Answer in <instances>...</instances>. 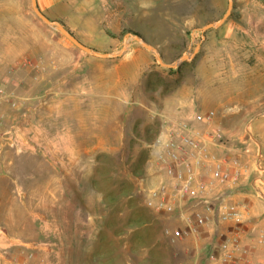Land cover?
Returning a JSON list of instances; mask_svg holds the SVG:
<instances>
[{
  "label": "rangeland",
  "instance_id": "374dc122",
  "mask_svg": "<svg viewBox=\"0 0 264 264\" xmlns=\"http://www.w3.org/2000/svg\"><path fill=\"white\" fill-rule=\"evenodd\" d=\"M42 3L49 19L99 52H118L132 32L172 63L204 39L174 68L136 41L118 57L99 58L43 22L31 0H0V41L15 50L0 73V87L14 92L0 94L2 231L19 219L22 245L52 244L67 264H208L212 245L237 229L251 263L264 264V0H233L223 24L205 32L227 0ZM56 62L68 64L51 82ZM56 83L65 87L58 110L68 114H57L51 99ZM66 84L74 85L68 93ZM209 109L229 153L250 168L236 189L247 194L239 200L242 223H210L197 236L174 238L178 215L143 204L161 175L155 144L167 122Z\"/></svg>",
  "mask_w": 264,
  "mask_h": 264
},
{
  "label": "built area",
  "instance_id": "2783aa9c",
  "mask_svg": "<svg viewBox=\"0 0 264 264\" xmlns=\"http://www.w3.org/2000/svg\"><path fill=\"white\" fill-rule=\"evenodd\" d=\"M0 94L11 98L14 92L6 93L0 87ZM214 117V110L209 109L171 120L155 144L154 160L161 175L147 189L143 204L157 213L178 215V225L171 231L174 238L197 236L210 223H242L245 206L230 199L229 189L240 178L248 177L250 168L244 161L213 150L224 144L223 132L214 124ZM258 170L264 168L259 166ZM238 233L235 229L212 245L207 253L208 264H252L250 247L241 244Z\"/></svg>",
  "mask_w": 264,
  "mask_h": 264
},
{
  "label": "crops",
  "instance_id": "0c3cea01",
  "mask_svg": "<svg viewBox=\"0 0 264 264\" xmlns=\"http://www.w3.org/2000/svg\"><path fill=\"white\" fill-rule=\"evenodd\" d=\"M37 5L39 9L45 13V15L50 17V14L47 11V7H48L47 4H43L42 0H37ZM12 51H15V50H12L11 46L9 45V42L7 40L2 39L0 41V73L4 72V70L7 69L10 66V64L15 61L11 56ZM21 51H24L26 55V52H27L26 49H21ZM56 64H57L56 67L51 69L53 70L51 72V77L49 78L51 79L50 80L51 82L57 79L59 75L63 74L61 70L64 68H67L66 65L68 63L67 62L66 63L56 62ZM17 68H20V67L17 66ZM44 79L46 80L45 77ZM67 80H69V77H67ZM36 83L37 82H34L32 84H36ZM11 84L12 83H6V85H11ZM43 84H46V83H43ZM56 84L57 86L54 91V96H52L51 99L53 102H57V114H63V113L66 114L68 112V107L64 111L58 110V105H61L62 108L64 106L62 104L63 99H62L61 93L65 92V87H63L62 85L58 86V83ZM40 85L42 86V84ZM71 87L74 88V85L73 84H70L69 86L67 85L66 93L69 92V89H71ZM102 96H104V94H102ZM213 150L218 154H227V155L232 156V154L229 153L231 149L226 147V145L224 144L213 147ZM52 174L54 175V179H56L55 176L57 175V170L55 169V171ZM247 179H248L247 176L242 177L236 183H234L233 186H230L231 188L229 190L231 191V195H230L231 200L239 202L241 198L247 196V194L236 190L237 185H240L243 182H246ZM49 194L53 196L56 195L52 192H50ZM20 224L21 222L19 221V219L18 221H15V222L9 221L7 223L4 222L2 224L1 227L3 228V231H4V237L2 239L3 244H1L2 248L0 249V264H61V262H65L67 260V255L61 252L59 253L58 249L54 247L52 244H49V245L37 244L36 247H31L28 244H23V245H28L26 247L23 246L22 242H20V239L26 240V241L27 239H24L23 237L16 235L17 233L15 231L16 227L19 226ZM65 264L67 263L65 262Z\"/></svg>",
  "mask_w": 264,
  "mask_h": 264
},
{
  "label": "water",
  "instance_id": "95a60500",
  "mask_svg": "<svg viewBox=\"0 0 264 264\" xmlns=\"http://www.w3.org/2000/svg\"><path fill=\"white\" fill-rule=\"evenodd\" d=\"M31 7L34 11V13L46 24H48L49 26L54 27L55 29H57L58 31H60L68 40H70L77 48H79L80 50L84 51L85 53L95 56V57H99V58H114V57H118L120 55H122L126 49L129 47V45L136 41L139 42L142 46H144L145 48H147L149 51H151L152 53L155 54L157 61L159 62V64H161L162 66L166 67V68H174L175 66H177L180 62H183L185 60H191L193 58V56L197 53L200 45H201V41L204 39V34H202V37L200 39L199 42L196 43V46L192 52V54L188 55V54H182L176 61L172 62V63H167L165 62L162 57L160 56V54L158 53V50L155 46H152L151 44H149L143 37H141L139 34L137 33H132V32H127L124 34L123 39H122V45L121 48L118 52L116 53H111V52H99L97 50H95L94 48L87 46L85 44H83L82 42H80L69 30H67L64 25L62 23H60L59 21L56 20H51L49 19L38 7L37 5V0H31ZM233 7V0H227V8L226 11L223 13V15L217 20V21H211V22H207L206 24L201 26V31L205 32L206 30L210 29V28H217L219 27L221 24H223V22L229 17L231 10Z\"/></svg>",
  "mask_w": 264,
  "mask_h": 264
},
{
  "label": "trees",
  "instance_id": "16d2710c",
  "mask_svg": "<svg viewBox=\"0 0 264 264\" xmlns=\"http://www.w3.org/2000/svg\"><path fill=\"white\" fill-rule=\"evenodd\" d=\"M136 211H138L139 214H140L141 216H143V217L146 216V214H147L146 211H144L142 208H139V207L136 208ZM143 224H144V222H141V223H140V225H143Z\"/></svg>",
  "mask_w": 264,
  "mask_h": 264
}]
</instances>
